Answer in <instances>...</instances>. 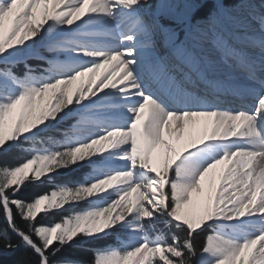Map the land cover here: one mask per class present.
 I'll return each mask as SVG.
<instances>
[{"label":"snow or ice","instance_id":"6c2138e0","mask_svg":"<svg viewBox=\"0 0 264 264\" xmlns=\"http://www.w3.org/2000/svg\"><path fill=\"white\" fill-rule=\"evenodd\" d=\"M0 218V264H264V0H0Z\"/></svg>","mask_w":264,"mask_h":264},{"label":"trees","instance_id":"16d2710c","mask_svg":"<svg viewBox=\"0 0 264 264\" xmlns=\"http://www.w3.org/2000/svg\"><path fill=\"white\" fill-rule=\"evenodd\" d=\"M40 190H41V189H39V188H35V189L32 190V192H30V193H26L25 196H26V198H28L32 193H34V192H38V191H40ZM0 223H2V218H0ZM206 235H207V233H204V234H202L200 237H198V238H197L198 242H199V243H202L203 240H204V237H205ZM112 243H113L112 237H108L106 240L100 242V244H99L98 246L112 245ZM17 255H18V254H17ZM13 258H14V257H13Z\"/></svg>","mask_w":264,"mask_h":264},{"label":"rangeland","instance_id":"374dc122","mask_svg":"<svg viewBox=\"0 0 264 264\" xmlns=\"http://www.w3.org/2000/svg\"><path fill=\"white\" fill-rule=\"evenodd\" d=\"M110 237H112V240H113L112 245L116 244L117 243V239L114 236H110Z\"/></svg>","mask_w":264,"mask_h":264}]
</instances>
